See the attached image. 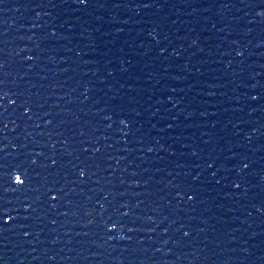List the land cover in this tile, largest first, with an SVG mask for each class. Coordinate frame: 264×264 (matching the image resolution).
Instances as JSON below:
<instances>
[{"label": "water", "instance_id": "1", "mask_svg": "<svg viewBox=\"0 0 264 264\" xmlns=\"http://www.w3.org/2000/svg\"><path fill=\"white\" fill-rule=\"evenodd\" d=\"M258 11L0 0V264H264Z\"/></svg>", "mask_w": 264, "mask_h": 264}, {"label": "snow or ice", "instance_id": "2", "mask_svg": "<svg viewBox=\"0 0 264 264\" xmlns=\"http://www.w3.org/2000/svg\"><path fill=\"white\" fill-rule=\"evenodd\" d=\"M78 3L81 5H86L87 4V0H78ZM147 6V5H145ZM161 52L164 51L163 48L160 49ZM237 55H240V52L236 53ZM29 59H31V57H29ZM4 97L0 96V99H3ZM253 100H256V97H252ZM14 101L9 100V103H13ZM121 123H124V121H121ZM149 151H151V149H149ZM242 168L243 169H247L249 167V164L247 162H242ZM209 167H211V165H209ZM81 175H83V172L81 173ZM20 183H23V181H20ZM234 188H239L240 184L239 183H235L233 184ZM187 195V194H186ZM53 199H55V197H53ZM187 199L190 201L193 199V197L191 195H187ZM9 223V218L5 217L4 215L0 214V224H4L7 225ZM25 235H27V233H25ZM183 235L185 237H187L189 235L188 232H184Z\"/></svg>", "mask_w": 264, "mask_h": 264}, {"label": "clouds", "instance_id": "3", "mask_svg": "<svg viewBox=\"0 0 264 264\" xmlns=\"http://www.w3.org/2000/svg\"><path fill=\"white\" fill-rule=\"evenodd\" d=\"M257 15H264V12H259L258 11Z\"/></svg>", "mask_w": 264, "mask_h": 264}]
</instances>
